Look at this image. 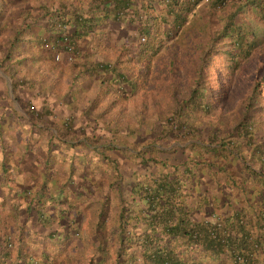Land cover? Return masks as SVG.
Returning a JSON list of instances; mask_svg holds the SVG:
<instances>
[{"label":"trees","instance_id":"16d2710c","mask_svg":"<svg viewBox=\"0 0 264 264\" xmlns=\"http://www.w3.org/2000/svg\"><path fill=\"white\" fill-rule=\"evenodd\" d=\"M34 1L0 0V70L22 106L0 107V156L14 179L35 161L30 206L68 183L78 207L67 226L25 224L61 225L45 245L69 241L71 264H264V0ZM25 224L15 244L0 223V264L52 263Z\"/></svg>","mask_w":264,"mask_h":264},{"label":"crops","instance_id":"0c3cea01","mask_svg":"<svg viewBox=\"0 0 264 264\" xmlns=\"http://www.w3.org/2000/svg\"><path fill=\"white\" fill-rule=\"evenodd\" d=\"M33 0H25V3L30 4ZM35 1H43V2H48L49 0H35ZM34 1V2H35ZM22 10V6H19L18 8H12L10 9V11H12L13 13H16L17 16H19V12H21ZM36 26V24H35ZM0 75H1V79L3 81L4 86L0 87V89L3 91V93L8 97L7 99H3L0 100V107L3 106V110L6 111H10L11 107L16 108L18 111H22V106H20L19 102L17 99H15L13 97V91L11 88V84H10V78L9 76L2 72L0 70ZM6 86V87H5ZM9 129H11V126H8ZM11 137V130L7 132V139H9ZM11 155L10 154H6L4 155L2 158L0 156V160L5 161L4 164H0V171L2 170V168H6L7 165L9 164L11 165L12 162H10L9 157ZM30 159H32L31 157H26L25 160H23L20 164H18V166L15 168L16 173L18 174L17 177L14 179L13 178V171H11V167H7L9 174L8 176L6 175V177H3L2 175H0V223L1 222H5L8 223V227L5 229V232L7 233V237H10L13 242L15 244H17V240L15 239L17 237V226H23V224H25V222L29 221V219L31 218V216L36 212L38 208H40V206H45L44 203H38L36 208L32 206H30L29 203V198H26L24 195V191L23 189L27 188L28 186L32 185V184H36L37 182H39L38 177H36V170L34 167V163L33 161H31ZM17 165V163H16ZM14 184V185H13ZM31 190L33 191V195L38 191V188L36 187V189H33L32 187H30ZM58 189H60V187L54 188V190H52V194H46L44 195L43 199L46 200V203L48 204V206H57L60 205L62 206V202L61 201H65L64 199L68 198L69 196H71V191L69 192V190H71V185L66 183V188H63V193H61L58 203H53L52 195H54ZM103 193V192H102ZM40 195V193H39ZM39 198H41L39 196ZM49 199V201H48ZM51 201V202H50ZM29 206L30 210L27 209ZM47 207V206H45ZM68 208V207H67ZM14 210V211H13ZM33 211V213H32ZM49 214V212L47 213V215ZM35 216V215H34ZM56 217L51 218L52 220H55ZM56 224V223H55ZM53 227H57L56 229L58 230H62V226L61 225H55ZM51 227L50 229L47 230H42L43 234L50 232V230L53 228ZM42 232L40 230H37L35 233V238H38L35 242H36V247L34 249H32L33 245L31 247H29L30 251H32L33 253H35L36 255L39 254L40 251V246L44 245V247H50L49 249L52 250L51 253H54L53 256H55V259L52 263L49 264H71V261H69V259L65 262H63V258L62 255H69L71 256V243L69 244V241L67 243H65V245H61L59 246L57 244V248H54L53 246H47L45 244H48L49 242H47V240H49L48 238H59L56 236H48V237H44L42 236ZM39 234V235H38ZM51 235V234H50ZM41 240H44V243L41 244ZM39 242V243H37ZM41 242V243H40ZM78 249V248H77ZM16 249L13 248V253L10 254L12 258L13 255H16ZM44 251H46V249L44 248ZM80 252H82V250L79 249ZM47 252V251H46ZM13 260V259H12ZM8 261V260H7ZM63 262V263H62ZM44 264V263H43ZM46 264V263H45Z\"/></svg>","mask_w":264,"mask_h":264},{"label":"rangeland","instance_id":"374dc122","mask_svg":"<svg viewBox=\"0 0 264 264\" xmlns=\"http://www.w3.org/2000/svg\"><path fill=\"white\" fill-rule=\"evenodd\" d=\"M193 13V12H192ZM198 14H200L199 15V17L201 18V17H203V18H205V17H207L208 18V20H209V24L211 23V24H216L217 23V21H214L213 19H215V16L216 15H212V16H208V14H206V12L204 11V10H200V11H198ZM190 17H192L191 16V14H190ZM193 18V17H192ZM238 19V18H237ZM259 19V18H258ZM201 20L202 19H196V18H193V22H192V24H194V25H200L201 24ZM218 24V23H217ZM118 32L119 33H121V32H124L123 33V35L121 36V40H123V38H125L126 37V35L128 34V32H126V30H119V31H117V30H112V36H116V35H118ZM202 38H206V36H202ZM216 44L217 45H220V42H216ZM263 45V44H262ZM261 47V46H260ZM264 48V47H263ZM257 51V48H255L254 47V49L252 50V51H250V53H249V55L247 56V57H243L242 59H241V67H245V66H247V64H248V62L247 61H250V64H251V67L253 68V66L254 65H256V64H258L260 61H259V59L262 57L261 56V49H260V51H258V52H256ZM215 53L219 56L220 55V52H219V50H215ZM262 53H264V49H263V51H262ZM222 57H221V59L224 61V60H226L224 57H223V55H221ZM219 67H220V69L223 71V73H217V71L215 70V69H211V68H209V67H207V66H209V65H207L206 67H204V72H203V76H202V78H203V80L206 82V84L207 85H209V84H213V83H215V82H218V83H225V80L223 79V77L229 72V68H230V66L229 65H227V63H222V64H217ZM216 66V65H215ZM214 66V67H215ZM263 71H264V69H263ZM231 75L233 76V73L234 72H238V69L237 68H235V69H232L231 70ZM234 79V78H233ZM50 193L52 194V190L50 191ZM80 196H82V195H80ZM76 198H77V196H76ZM76 198H75V200H74V202L73 201H71V196H69L68 198H66V201H61L63 204H62V206H61V203H60V205H57V206H52V207H49L48 206V204L45 202V206H47V207H49L48 209H46V207L45 206H41L40 208H39V212L38 213H34L33 215H32V217L34 216V215H36L35 217L37 218V221H38V224H39V222L40 223H46V224H48L49 223V221H50V219H47L46 218V214L49 212V215H52L53 217H56V220L58 221V222H62V223H65V226H67L68 225V223H69V221H67V220H70L74 215H71V214H73V212H75L76 210L75 209H77V207H78V205H77V202H76ZM65 200V199H64ZM73 200V199H72ZM83 200H87V198L86 197H84L83 196ZM72 202V203H71ZM76 202V203H75ZM82 201H80V203H81ZM74 205V206H73ZM72 206V207H71ZM68 207V208H67ZM41 209L43 210V211H45V213L44 212H42L41 211ZM67 211V212H66ZM32 213H33V211H32ZM38 214H40L41 215V217H39L38 216ZM66 214H69V216H68V218L66 219ZM35 217H33L32 218V221H36L35 220ZM65 217V218H64ZM88 219V218H87ZM56 220H53L51 223L52 224H55V223H57V221ZM95 221V219L93 220V222ZM29 222V221H28ZM30 224V223H29ZM29 224H25V225H28V226H30V228H31V230H32V232L34 233V232H36L38 229L42 232V229H40V228H37L36 227V225H29ZM48 227V226H47ZM66 229H71V228H66ZM45 230H47V229H45ZM54 233V232H53ZM55 234V233H54ZM39 235V234H38ZM58 237H63V234L62 233H57L56 234ZM42 236H44V237H50V236H53V235H50V233L48 234V233H45L44 232V234H43V232H42ZM91 236V235H90ZM89 236V237H90ZM77 254H79V253H77Z\"/></svg>","mask_w":264,"mask_h":264}]
</instances>
